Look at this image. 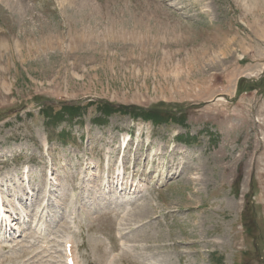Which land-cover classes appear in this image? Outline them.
Here are the masks:
<instances>
[{"label":"rangeland","instance_id":"obj_1","mask_svg":"<svg viewBox=\"0 0 264 264\" xmlns=\"http://www.w3.org/2000/svg\"><path fill=\"white\" fill-rule=\"evenodd\" d=\"M66 245L264 264V0H0V264Z\"/></svg>","mask_w":264,"mask_h":264},{"label":"bare ground","instance_id":"obj_2","mask_svg":"<svg viewBox=\"0 0 264 264\" xmlns=\"http://www.w3.org/2000/svg\"><path fill=\"white\" fill-rule=\"evenodd\" d=\"M126 148H127V146H126ZM192 169V168H191ZM121 175V174H120ZM113 176V175H112ZM118 178H119V176H117ZM119 180V179H118ZM196 182V181H195ZM12 227V226H11ZM183 236V235H182Z\"/></svg>","mask_w":264,"mask_h":264}]
</instances>
